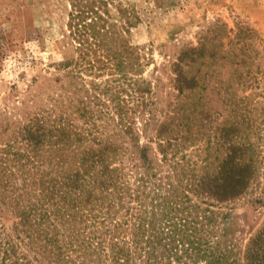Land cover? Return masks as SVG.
Wrapping results in <instances>:
<instances>
[{
	"label": "trees",
	"instance_id": "obj_1",
	"mask_svg": "<svg viewBox=\"0 0 264 264\" xmlns=\"http://www.w3.org/2000/svg\"><path fill=\"white\" fill-rule=\"evenodd\" d=\"M71 5L73 75L101 79L93 96L109 106L80 107L82 126L41 117L24 127L31 150H0V264H264V227L242 243L232 222L238 200L264 198L262 39L238 32L228 79L215 55L184 52L160 111L134 16L117 7L116 21L111 0Z\"/></svg>",
	"mask_w": 264,
	"mask_h": 264
},
{
	"label": "rangeland",
	"instance_id": "obj_2",
	"mask_svg": "<svg viewBox=\"0 0 264 264\" xmlns=\"http://www.w3.org/2000/svg\"><path fill=\"white\" fill-rule=\"evenodd\" d=\"M71 1L0 0V150H31L24 127L41 117H69L82 126L84 119L78 109L100 107L93 95L94 82L101 79L87 74L84 79L75 77L71 68L70 63L78 57L68 29ZM111 1L116 21L122 17L117 7L134 16L130 39L141 55V77L155 87L154 102L160 111L176 99L174 64L184 52L197 51L206 61L215 55L212 68L228 79L235 70L231 62L240 51L235 36L245 28L262 39L264 62V0ZM229 51L230 63L223 65L222 57ZM205 60L198 62L202 75L212 71L208 72ZM107 105L101 103L100 109L107 110ZM98 121L105 122V113ZM141 140H148L145 134ZM260 193L256 190L235 204L232 222L242 243L264 227V198L257 201Z\"/></svg>",
	"mask_w": 264,
	"mask_h": 264
}]
</instances>
